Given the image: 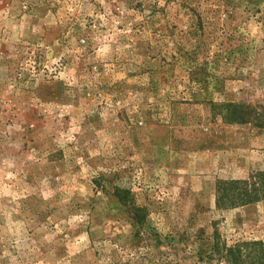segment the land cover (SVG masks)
<instances>
[{"label":"rangeland","instance_id":"rangeland-1","mask_svg":"<svg viewBox=\"0 0 264 264\" xmlns=\"http://www.w3.org/2000/svg\"><path fill=\"white\" fill-rule=\"evenodd\" d=\"M227 103L264 106V0H0V264H264Z\"/></svg>","mask_w":264,"mask_h":264},{"label":"trees","instance_id":"trees-1","mask_svg":"<svg viewBox=\"0 0 264 264\" xmlns=\"http://www.w3.org/2000/svg\"><path fill=\"white\" fill-rule=\"evenodd\" d=\"M213 106H216V104H212ZM227 107H225V111L223 112V118L227 122H238V123H245L248 122L249 120L252 121H258V123L264 125V106H260L261 110L258 111V108L253 107L250 104H245V103H227L225 104ZM255 185V184H254ZM263 190L264 191V184L259 187H254L253 189L250 190H244L240 194H236L234 196H237L234 198L232 203H249L253 202L255 200H258L260 196L257 195L256 190ZM224 193L227 194V188L223 189ZM254 191V192H253ZM243 194L244 196H241ZM221 199V198H219ZM220 251V250H218ZM217 251V252H218ZM227 256L231 258V263L235 264L239 262V260L236 258L237 255L242 253L240 245H235L232 248L227 249ZM236 259V260H235Z\"/></svg>","mask_w":264,"mask_h":264}]
</instances>
